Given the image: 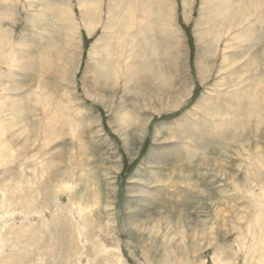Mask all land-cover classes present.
<instances>
[{"label":"rangeland","instance_id":"obj_1","mask_svg":"<svg viewBox=\"0 0 264 264\" xmlns=\"http://www.w3.org/2000/svg\"><path fill=\"white\" fill-rule=\"evenodd\" d=\"M48 1L0 0V264H264V0Z\"/></svg>","mask_w":264,"mask_h":264},{"label":"bare ground","instance_id":"obj_2","mask_svg":"<svg viewBox=\"0 0 264 264\" xmlns=\"http://www.w3.org/2000/svg\"><path fill=\"white\" fill-rule=\"evenodd\" d=\"M152 1V0H151ZM45 2L46 3H51V1H48V0H45ZM45 3V5L44 6H46V5H48V4H46ZM229 4V3H228ZM128 6H129V4H127ZM54 6H55V4H54ZM125 6V5H124ZM255 6V5H254ZM58 7V6H57ZM132 7V6H131ZM229 7H230V4H229ZM125 8V7H124ZM123 9V8H122ZM61 10V11H60ZM131 10V9H130ZM130 10H128V9H124L123 10V12L124 13H126V14H128V15H130L131 14V12H130ZM43 11H45V12H50V9H49V7H44L43 8ZM60 11V12H59ZM70 11V10H69ZM45 12H42V13H38L39 15V17H42V18H40V19H43L44 20V18H46L47 16L45 15L46 13ZM66 12H68V10L66 9V7H60L59 8V10H58V14H59V17L60 18H63V17H65V16H67V15H69V13H66ZM43 16H44V18H43ZM146 18H150V16H145ZM144 17V18H145ZM144 20V19H143ZM150 21V20H149ZM130 23V22H129ZM128 22H124V24H123V27L125 28V29H127V31H129V30H131L132 29V27H133V23L132 24H129ZM139 24V23H138ZM236 25H238V24H236ZM147 26V25H146ZM163 26V25H162ZM148 27V26H147ZM228 27V26H227ZM145 28V27H144ZM146 29V28H145ZM148 30H150V29H148ZM147 32V31H146ZM145 32V33H146ZM252 33H253V31H252V28H247L246 30H245V32H243L242 31V35L244 36V37H246V38H249L250 37V35H252ZM137 36H142V37H144V30H142L141 32H137V30H136V34L134 35V39H132L131 38V40H133V42H132V44L130 45V47H131V49L132 50H134V48L136 49V48H139L138 49V52L139 51H141V52H144L143 53V55H145L146 53H147V51H145L146 50V46H143L142 44H140L139 43V41H137V40H135L136 39V37ZM240 38V37H239ZM242 38V37H241ZM249 40V39H248ZM131 42V41H130ZM110 50V49H109ZM136 53V52H135ZM139 54V53H138ZM112 55H113V52H112ZM254 59V58H253ZM254 61V60H253ZM248 63V62H247ZM249 64V63H248ZM250 67V66H249ZM248 68V67H247ZM21 245H22V248H20L21 250L22 249H26L28 246H26L25 245V243H22V242H19ZM14 246V245H13ZM44 249L46 248V247H43ZM15 250H16V248H15ZM14 250V251H15ZM46 250H47V256L48 257H51V256H53V253H52V250L50 251L48 248H46ZM20 251V250H19ZM3 252V251H2ZM10 253V252H9ZM13 256H15V254H13ZM18 259V258H17ZM60 261V260H59ZM83 264V263H82Z\"/></svg>","mask_w":264,"mask_h":264}]
</instances>
